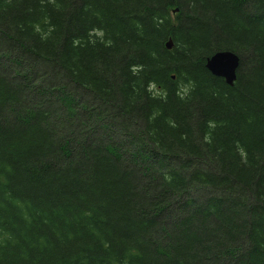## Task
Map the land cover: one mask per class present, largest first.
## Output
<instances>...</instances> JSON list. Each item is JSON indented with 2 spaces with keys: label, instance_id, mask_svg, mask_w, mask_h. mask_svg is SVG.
Returning a JSON list of instances; mask_svg holds the SVG:
<instances>
[{
  "label": "trees",
  "instance_id": "trees-1",
  "mask_svg": "<svg viewBox=\"0 0 264 264\" xmlns=\"http://www.w3.org/2000/svg\"><path fill=\"white\" fill-rule=\"evenodd\" d=\"M0 264H264V0H0Z\"/></svg>",
  "mask_w": 264,
  "mask_h": 264
},
{
  "label": "water",
  "instance_id": "water-1",
  "mask_svg": "<svg viewBox=\"0 0 264 264\" xmlns=\"http://www.w3.org/2000/svg\"><path fill=\"white\" fill-rule=\"evenodd\" d=\"M176 12V10L174 11ZM165 49H172V43L167 41L164 44ZM239 58L231 52H219L206 60L205 68L214 77L222 78L226 85L233 86L236 80V71ZM175 79L174 76L171 77Z\"/></svg>",
  "mask_w": 264,
  "mask_h": 264
},
{
  "label": "bare ground",
  "instance_id": "bare-ground-1",
  "mask_svg": "<svg viewBox=\"0 0 264 264\" xmlns=\"http://www.w3.org/2000/svg\"><path fill=\"white\" fill-rule=\"evenodd\" d=\"M175 10H176V12H174ZM177 12H178L177 9H173V10L170 12V14H171V15H174V14H176ZM217 53H219V52H217ZM213 55H214V54H213ZM210 57H211V56H210ZM210 57H209V58H210Z\"/></svg>",
  "mask_w": 264,
  "mask_h": 264
},
{
  "label": "rangeland",
  "instance_id": "rangeland-1",
  "mask_svg": "<svg viewBox=\"0 0 264 264\" xmlns=\"http://www.w3.org/2000/svg\"><path fill=\"white\" fill-rule=\"evenodd\" d=\"M249 57V56H248Z\"/></svg>",
  "mask_w": 264,
  "mask_h": 264
}]
</instances>
